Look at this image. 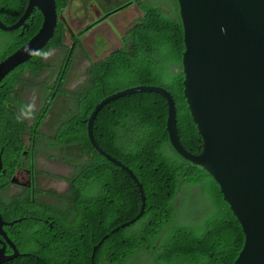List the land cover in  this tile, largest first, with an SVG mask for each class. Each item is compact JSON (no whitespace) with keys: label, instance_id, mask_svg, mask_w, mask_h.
I'll return each mask as SVG.
<instances>
[{"label":"trees","instance_id":"trees-1","mask_svg":"<svg viewBox=\"0 0 264 264\" xmlns=\"http://www.w3.org/2000/svg\"><path fill=\"white\" fill-rule=\"evenodd\" d=\"M138 1L144 16L129 32L126 48L93 63L87 79L77 86L76 96L72 97L71 113L70 103L63 102L71 93L65 89L70 80V61L64 73L56 72L54 90L45 93L42 107L35 112L32 122L16 119L19 106L25 104L19 96V85L24 88L26 82L24 74L38 76L51 69L44 60L48 50H67L73 58L75 50L81 48L80 39L66 34L61 22L48 46L13 69L0 85V146L6 142L5 177L0 179V185L5 182L6 186L15 167L26 162L24 136L30 145L33 137L40 138L39 127L47 118L52 100L60 96L58 113L49 120L50 126L56 122L52 137L60 142L61 159L76 166L72 177L74 187L63 197L80 198L76 216L84 211L87 199L92 201L91 210L77 218L75 224L60 220L57 239L53 232L38 233L35 246L28 250L31 254L18 264H58L67 255L72 264H234L243 248V230L219 185L171 145L167 130L168 100L155 91H137L111 100L99 110L93 122L96 141L132 169L146 196L142 218L121 227L122 222L140 213L142 197L131 175L99 154L89 140L87 120L103 98L133 85L165 87L176 101L182 144L195 155L202 150V140L185 95L184 29L178 1L175 9H165L157 5V0ZM56 2L58 10L63 11L70 0ZM26 4L27 0H6V9L13 14V20H6V25L13 24L23 14ZM42 22L43 16L36 10L23 36L19 37L17 32L4 33L13 38L6 56L35 35ZM66 36L71 41L69 49L64 46ZM51 147L48 144L47 148ZM29 152L26 150V154ZM90 182L99 185L97 192H86ZM176 201L182 202L177 205ZM184 204L191 223L178 219ZM121 212L128 217L122 218ZM86 215L95 221L105 217L106 262H99L97 255L93 256L84 244L81 247L77 243L79 236L75 231L88 222ZM116 228L119 230L113 232ZM101 240L99 235L97 243Z\"/></svg>","mask_w":264,"mask_h":264},{"label":"water","instance_id":"water-1","mask_svg":"<svg viewBox=\"0 0 264 264\" xmlns=\"http://www.w3.org/2000/svg\"><path fill=\"white\" fill-rule=\"evenodd\" d=\"M177 1L184 29L185 95L202 140L201 152L195 155L184 147L178 133L176 101L168 89L155 84L134 85L103 98L87 120L88 137L93 148L128 171L140 189L142 207L135 218L121 226L128 227L145 213L143 185L130 167L99 145L93 122L105 104L121 96L137 91L164 95L168 100L167 130L171 145L180 156L216 181L243 230L244 245L234 264H264V0ZM36 10L42 13V26L0 63V85L13 69L48 46L59 22L73 37L92 27L89 24L74 33L64 11L58 12L56 0H27L17 21L6 25L0 20V29L12 32L22 27L23 31L27 27L25 20ZM3 223L0 212V234ZM5 224L9 226L12 222ZM116 230L119 228L113 232Z\"/></svg>","mask_w":264,"mask_h":264},{"label":"flooded vegetation","instance_id":"flooded-vegetation-1","mask_svg":"<svg viewBox=\"0 0 264 264\" xmlns=\"http://www.w3.org/2000/svg\"><path fill=\"white\" fill-rule=\"evenodd\" d=\"M104 1H113L115 5L110 7L108 12H101L96 9L93 0H80L78 7L79 9L77 12L70 13V4L74 2V0H70V3L63 11H66L65 14L69 24L72 26V30L79 31L89 24H92V27L99 24L100 25L98 27H100L104 23L116 24L118 21V18L117 20H114L117 16L116 14L129 9L136 4V0ZM117 7L121 9L118 8V11L115 10L113 12H109ZM91 10L95 11V13H93L94 17L87 15L88 11ZM35 12H33L26 20L27 27L23 29V32L22 27L13 32H17L19 37L23 36L24 32L29 28L28 22L32 20L33 14H35ZM105 14H109V16L104 18ZM96 17H100L101 20H97ZM0 20L4 23H6V20H13V14L6 9V0H0ZM76 24H80L82 27L75 28ZM4 33L10 32H4L0 30V63L11 54L10 53L6 56V49L10 50L13 43L12 36H6ZM82 37H79L81 43ZM79 49L81 50L82 47L77 48V50ZM58 52L61 51L54 50V53L50 55V58H44V60L49 64V60ZM81 59L82 58L80 56H77L74 59L75 65H80ZM55 64H57V70L60 73H64L68 67L67 59H65V61L63 60L60 65H58L57 62L51 64L54 69ZM72 66L73 64L71 65V70L73 68ZM77 69L83 74L86 73V77H88V70H82L79 67H77ZM71 70L69 72L70 79ZM50 74L51 71H46L39 76H33L29 73H25V83H27L28 86H24V88L19 93L22 101L27 103L32 97L39 96H41V99L44 100L46 91H43L42 88L46 87L49 91L54 90L52 86L55 79L58 78L57 75L56 77L51 78ZM85 80L86 78L73 87L68 86L69 82L66 85L65 89L71 93L67 98H63V102L70 103V113L74 108V105L71 103L72 97L76 96L77 86L84 83ZM60 100V96H57L55 101L54 99L52 100L53 105L50 108L51 111L47 115L45 121L41 124V127L45 125L46 122L48 123L53 115L58 113V105ZM55 125L56 122L51 125V130H48L47 132L43 131L41 128L40 138L33 137V142L31 145L28 137L24 136V139L26 140L25 149L30 150L29 154L25 153L26 162L15 167L14 173L12 175L14 176L13 183L10 182V179L12 178L11 176L6 186L5 182L0 185V187L2 186L0 189V212L4 220L2 233L0 234V253L2 259H0V264H18L19 260H24L27 255L31 254L28 250H30L32 246H35L36 237L40 236L38 233L53 232L54 237L57 239L56 228L61 226L60 220H65L68 224H75L77 218L85 215L91 210L92 201L87 199L84 205V211L80 215L76 216V207L81 203V200H79L80 198L63 197L64 195L70 193L74 187L72 177L76 168L75 164L72 162L61 159L62 151L60 149V142L58 138L54 136V138L52 137L51 139L52 141L46 140V136H52V128ZM48 144H51L52 146L50 149L47 148ZM53 148L55 149V154L50 152V150ZM0 152L2 153L1 155L3 161V168L0 173L1 179L2 177H5L6 156L4 153H6V142L0 146ZM42 159L45 161L42 162ZM29 164L31 168L28 166ZM98 188V184L95 182H90L86 186V192L95 193L97 192ZM33 195L36 197L33 198ZM28 196H31L32 198H26ZM15 208L17 210L16 214L13 216L11 213L15 211ZM121 217L127 218L128 215L127 213L123 214L121 212ZM104 219V215L103 218L98 221L92 220L91 216L86 215L85 220H88V222L83 224V226H78L75 231L79 236L77 243L81 247L82 244H84L88 249V252L91 251L93 256L97 255L99 257V262H106L107 260V249L104 243L107 237L105 235ZM5 221L12 222V224H9V226L6 224L5 226ZM126 222L127 221L122 222V224ZM65 234L67 235L66 232ZM99 235L102 236V240L97 243ZM60 238H63V236ZM5 257H8V259H5ZM58 264H72V259L67 255L64 260Z\"/></svg>","mask_w":264,"mask_h":264},{"label":"crops","instance_id":"crops-1","mask_svg":"<svg viewBox=\"0 0 264 264\" xmlns=\"http://www.w3.org/2000/svg\"><path fill=\"white\" fill-rule=\"evenodd\" d=\"M101 3H103L102 9H96L98 11L105 12L106 10L104 9V4H110V1L103 0L101 1ZM140 9L141 7L136 4L132 8L127 10L125 15L118 17V21L116 22V24L104 23L94 30L93 35L89 36L88 38L82 37V43H80L84 51V55L80 50H78L75 54V58L77 56L82 57V63L79 66L87 70L89 63L103 61L114 52L120 51L121 49L125 48V37L132 29V27L140 22V17L143 15ZM93 13H95V11L91 10L88 11L87 15L94 17ZM75 28H77V26ZM98 36L101 37L103 43L100 47L97 46V42L99 40ZM68 39L70 40L69 37Z\"/></svg>","mask_w":264,"mask_h":264},{"label":"rangeland","instance_id":"rangeland-1","mask_svg":"<svg viewBox=\"0 0 264 264\" xmlns=\"http://www.w3.org/2000/svg\"><path fill=\"white\" fill-rule=\"evenodd\" d=\"M79 4H80V0H75V2H72V4H70V13H73V12H77V10L79 9L78 7H79ZM115 5V3L112 1L110 4H108V5H105L104 6V9L105 10H108L110 7H113ZM157 5H161V6H164V7H170V8H172V9H175V7H176V0H157ZM132 8V7H131ZM130 9V8H129ZM129 9H127V10H129ZM127 10H125V11H121V12H119V13H117L116 15V17H115V19L114 20H117V18L118 17H120V16H122V15H125L126 14V12H127ZM102 24V23H101ZM100 25V24H99ZM99 25H96V26H94V27H92L89 31H87L85 34H83V35H81L80 36V38L83 36V37H85V38H88L89 36H91V35H93L94 33V30L96 29V28H98V26ZM77 27H82V25H80V24H77L76 25ZM98 38H99V40H98V42H97V46L98 47H100V46H102V40H101V37L100 36H98ZM65 41H66V43L67 44H69V42H70V40L68 39V38H66L65 37ZM64 41V42H65ZM80 50V49H79ZM108 50V49H107ZM77 51L78 50H76V52H75V54L77 53ZM81 51V53L84 55V51L81 49L80 50ZM67 56H69V55H67V53H65L64 51H61V52H58V53H56L50 60H49V62L51 63V64H54L55 62H57L58 63V65H60L62 62H63V60L65 61V59H67V61L68 62H70L71 61V63L73 64V68H72V70H71V79H70V81H69V84H68V86L69 87H73V86H75L77 83H79V82H81V81H83L85 78L87 79V75H86V73L85 74H83L82 72H79L78 71V69H77V67H80L79 65H75V62H74V59H75V56H74V58H71L70 56L69 57H67ZM81 57V56H80ZM82 58V57H81ZM49 63V64H50ZM82 63V59H81V61H80V64ZM50 64V67H52V65ZM92 65H93V63H89L88 64V68H87V70L88 69H91L92 68ZM53 68V67H52ZM80 68H82V67H80ZM82 69H84V68H82ZM54 70H57V64H55V69ZM84 70H86V69H84ZM58 71V70H57ZM33 98V97H32ZM31 98V99H32ZM30 99V100H31ZM29 100V101H30ZM42 104H43V100L41 99V96H39V97H35V112L37 111V110H39L41 107H42ZM51 110H49V112H50ZM49 112H48V114H49ZM28 121L31 123L32 122V119H28ZM41 128L43 129V131H45V132H47L48 130H51V126H50V122H46V124L45 125H43L42 127H41V125H40V127H39V131L41 130ZM51 139H52V136H46V140H49V141H51ZM33 148V147H32ZM50 152H52V153H54L55 154V149L53 148V149H51L50 150ZM42 162H44L45 160H41ZM183 195V193H181L180 194V196H182ZM181 202L182 201H176V204L177 205H180L181 204ZM17 203V202H16ZM2 215V214H1ZM2 218H3V216H2ZM142 218V217H141ZM180 221H182L183 223H191V221H192V219L191 218H189L188 216H187V209H186V206H185V204H184V206H183V208H181V210H180V215H179V218H178ZM5 226H6V224H5ZM131 264H137V263H131Z\"/></svg>","mask_w":264,"mask_h":264},{"label":"clouds","instance_id":"clouds-1","mask_svg":"<svg viewBox=\"0 0 264 264\" xmlns=\"http://www.w3.org/2000/svg\"><path fill=\"white\" fill-rule=\"evenodd\" d=\"M101 1H103V0H93V3H94V5H95V7L96 8H98V9H102V6H103V3H101ZM112 1H110V3H111ZM134 3V2H133ZM132 3V4H133ZM136 4H138L139 6H140V4H139V1L138 0H136ZM135 4V5H136ZM27 5V4H26ZM104 5H106V4H104ZM108 5V4H107ZM179 5V4H178ZM141 7V6H140ZM119 7H117V8H114L113 10H111V11H109V12H113V11H115V10H117ZM165 9H167L166 7H164ZM141 11H142V9H140ZM39 11V10H38ZM107 12H108V10H106ZM59 12V11H58ZM66 11H64V13H65ZM42 14V13H41ZM31 15V14H30ZM106 15V14H105ZM144 15H142L141 17H143ZM30 17V16H29ZM28 17V18H29ZM140 17V18H141ZM27 18V19H28ZM107 18V17H106ZM26 19V20H27ZM26 20H25V25H27L26 24ZM60 23V22H59ZM140 23V22H139ZM138 23V24H139ZM63 24V23H62ZM64 25V24H63ZM137 24H135L133 27H132V29L136 26ZM58 26V25H57ZM57 28V27H56ZM66 28V27H65ZM92 28V27H91ZM90 28V29H91ZM19 29V28H18ZM89 29V30H90ZM131 29V30H132ZM1 30V29H0ZM88 30V31H89ZM130 30V31H131ZM3 31V30H2ZM15 31V30H14ZM67 31V30H66ZM74 33L75 32H77V31H75V30H72ZM129 31V32H130ZM222 31H225L224 29H222ZM5 32V31H4ZM13 32V31H12ZM23 32V31H22ZM129 32H128V34H129ZM86 33V32H85ZM84 33V34H85ZM66 34H69L68 32L66 33ZM128 34H127V36H128ZM72 38H79L80 36H75V37H73V35H71V34H69ZM83 35V34H82ZM127 36L125 37V40H126V42H127ZM69 36H66V38H68ZM64 46L67 48V49H69V44H66V41L64 42ZM20 48V47H19ZM18 48V49H19ZM77 50V49H76ZM76 50H75V52H76ZM122 50V49H121ZM65 53H67L70 57H71V54H69L68 53V51L67 50H63ZM116 52H118V51H116ZM54 53V50H48V52H46L45 53V56H44V58L45 59H47V58H50V55L51 54H53ZM115 53V52H114ZM40 54V53H39ZM11 55V54H10ZM74 56H75V53H74ZM72 58V57H71ZM74 58V57H73ZM46 63H47V61H46ZM48 64V63H47ZM49 65V64H48ZM50 66V65H49ZM46 71H51V74H50V77L51 78H54V77H56V72H57V70H54V68H52L51 67V69H49V70H46ZM45 71V72H46ZM182 71H183V67H182ZM43 74V73H42ZM41 75V74H40ZM33 76H35V75H33ZM39 76V75H38ZM57 79V78H56ZM56 79H55V81H54V84L56 83ZM53 84V85H54ZM25 86H28L27 85V83H25ZM134 86V85H133ZM19 87L21 88V90L23 89V86H21V85H19ZM53 87V86H52ZM129 87H131V86H129ZM54 88V87H53ZM127 88V87H126ZM123 89V88H122ZM20 90V91H21ZM42 90L43 91H48L47 90V88L46 87H43L42 88ZM119 90H121V89H119ZM20 93V92H19ZM59 108V107H58ZM34 116H35V97H33L29 102H27V103H25V104H21L20 106H19V108H18V110H17V115H16V119H17V121H23V120H28V119H32L33 120V118H34ZM97 151V150H96ZM24 152L26 153V150H24ZM23 152V154H25ZM98 152V151H97ZM100 154V153H99ZM75 168H76V166H75ZM128 172V171H127ZM13 177V176H12ZM10 182H11V179H10ZM132 220V219H131Z\"/></svg>","mask_w":264,"mask_h":264},{"label":"bare ground","instance_id":"bare-ground-1","mask_svg":"<svg viewBox=\"0 0 264 264\" xmlns=\"http://www.w3.org/2000/svg\"><path fill=\"white\" fill-rule=\"evenodd\" d=\"M64 152H65V151H64ZM64 154H66V153H64ZM69 156H70V155H69ZM62 158H63V157H62ZM66 160H68V159H66ZM57 168H58V167H57ZM57 168H56V169H57ZM52 173H53V172H52ZM60 174H61V173H60ZM67 174H68V173H67ZM46 176H49V175H46ZM55 182H56V181H55ZM55 188H56V187H55ZM53 190H54V189H53ZM53 190H52V191H53Z\"/></svg>","mask_w":264,"mask_h":264}]
</instances>
